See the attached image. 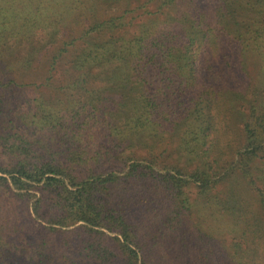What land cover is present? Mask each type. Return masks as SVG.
<instances>
[{"label": "trees", "instance_id": "trees-1", "mask_svg": "<svg viewBox=\"0 0 264 264\" xmlns=\"http://www.w3.org/2000/svg\"><path fill=\"white\" fill-rule=\"evenodd\" d=\"M0 264H264V0H0Z\"/></svg>", "mask_w": 264, "mask_h": 264}, {"label": "rangeland", "instance_id": "rangeland-1", "mask_svg": "<svg viewBox=\"0 0 264 264\" xmlns=\"http://www.w3.org/2000/svg\"><path fill=\"white\" fill-rule=\"evenodd\" d=\"M35 89H33V87L30 86H22L21 88H19V96L18 99L20 100V103H24V98L26 97V94H31Z\"/></svg>", "mask_w": 264, "mask_h": 264}]
</instances>
